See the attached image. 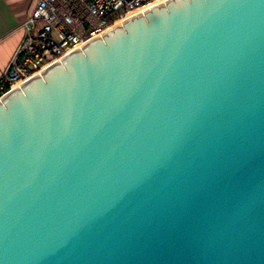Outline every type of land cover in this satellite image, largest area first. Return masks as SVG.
Instances as JSON below:
<instances>
[{
  "label": "water",
  "instance_id": "95a60500",
  "mask_svg": "<svg viewBox=\"0 0 264 264\" xmlns=\"http://www.w3.org/2000/svg\"><path fill=\"white\" fill-rule=\"evenodd\" d=\"M0 264H264V0H168L0 99Z\"/></svg>",
  "mask_w": 264,
  "mask_h": 264
},
{
  "label": "built area",
  "instance_id": "2783aa9c",
  "mask_svg": "<svg viewBox=\"0 0 264 264\" xmlns=\"http://www.w3.org/2000/svg\"><path fill=\"white\" fill-rule=\"evenodd\" d=\"M158 0H37L23 23L24 39L0 77V99L100 38L134 11Z\"/></svg>",
  "mask_w": 264,
  "mask_h": 264
},
{
  "label": "crops",
  "instance_id": "0c3cea01",
  "mask_svg": "<svg viewBox=\"0 0 264 264\" xmlns=\"http://www.w3.org/2000/svg\"><path fill=\"white\" fill-rule=\"evenodd\" d=\"M37 0H0V77H2L24 39L23 23Z\"/></svg>",
  "mask_w": 264,
  "mask_h": 264
},
{
  "label": "bare ground",
  "instance_id": "6f19581e",
  "mask_svg": "<svg viewBox=\"0 0 264 264\" xmlns=\"http://www.w3.org/2000/svg\"><path fill=\"white\" fill-rule=\"evenodd\" d=\"M165 1H168V0H158V1L154 2L152 5H150V6L147 7V8H144V9H141V10H137V11H134V12H131V13L127 14V15L123 18V20H120L119 22L116 23L115 27L118 26L119 24L123 23V22L126 21L127 19L131 18L132 16H134V15H136V14L142 12V11H145V10H147V9L153 7V6H156V5H158V4L162 3V2H165ZM18 88H19V87L15 88V89H18Z\"/></svg>",
  "mask_w": 264,
  "mask_h": 264
}]
</instances>
